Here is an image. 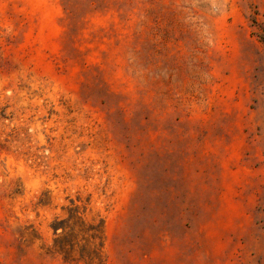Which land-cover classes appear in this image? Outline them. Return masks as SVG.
<instances>
[{
  "label": "rangeland",
  "instance_id": "1",
  "mask_svg": "<svg viewBox=\"0 0 264 264\" xmlns=\"http://www.w3.org/2000/svg\"><path fill=\"white\" fill-rule=\"evenodd\" d=\"M0 264H264V0H0Z\"/></svg>",
  "mask_w": 264,
  "mask_h": 264
}]
</instances>
